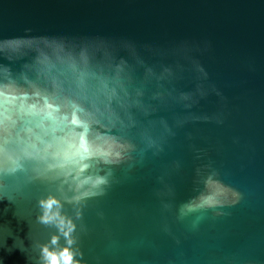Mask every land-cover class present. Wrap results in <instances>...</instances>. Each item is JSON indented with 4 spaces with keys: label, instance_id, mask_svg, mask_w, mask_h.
I'll return each mask as SVG.
<instances>
[{
    "label": "water",
    "instance_id": "water-1",
    "mask_svg": "<svg viewBox=\"0 0 264 264\" xmlns=\"http://www.w3.org/2000/svg\"><path fill=\"white\" fill-rule=\"evenodd\" d=\"M99 39L114 49L79 47ZM182 41L200 44L193 55L209 73L206 88L188 61L178 79L160 66L176 62ZM221 111L223 124L195 119ZM152 140L164 151L154 154ZM84 141L91 155L82 161ZM117 153L126 159L103 163ZM0 169L15 171L7 192L16 204L4 218L24 244L9 239L0 264H39V245L53 235L64 244L36 218L41 198L72 195L61 171L109 180L79 215L62 209L86 264H264V0H0ZM214 171L239 203L228 215L179 220L180 203L216 192Z\"/></svg>",
    "mask_w": 264,
    "mask_h": 264
},
{
    "label": "clouds",
    "instance_id": "clouds-1",
    "mask_svg": "<svg viewBox=\"0 0 264 264\" xmlns=\"http://www.w3.org/2000/svg\"><path fill=\"white\" fill-rule=\"evenodd\" d=\"M40 39L45 45H47L49 42H52L59 43L60 45L69 48L77 47L75 43L71 41H65L62 38L56 39L40 37ZM85 45H97L108 50L114 49L113 45L102 39L79 45V47ZM120 46L129 49L133 53L136 52V45L131 41H121ZM208 47H210V44L206 41L203 50H207ZM195 51H201L200 44H197L195 42L190 43L188 41H182L174 49L171 50V53L177 57L176 62L174 64L162 63L160 64V66L165 71H168L171 75H173L175 79H178L179 75L185 69V64L181 61H188L192 70H194L197 74V80L202 86H204V82L208 80L209 73L199 62V60L193 55ZM158 54L164 55L166 53L159 52ZM211 90L214 91L216 95L220 96L221 100H226L223 94L218 89H216L214 85L211 86ZM198 98L199 96L194 97L192 103L188 104L186 107L191 108L192 104L198 102ZM195 119L214 120L217 124H223L225 114L221 111L220 113H215L212 116H197L195 117ZM166 127L168 128V135L175 136V132L172 130V126ZM147 146L148 148H152L155 150L154 154H158L164 151L163 140H152L148 142ZM82 148L83 155L80 157V159L83 161L89 159L91 155L89 148L87 147V141L83 142ZM127 150H134V145L129 144L127 146ZM105 157H107V154H105ZM124 159H126V157L123 153H117L114 159L104 158L103 163L106 165L118 164ZM56 167L62 170L64 165H57ZM79 167L80 171L83 172L89 167V165L86 163H82L79 165ZM14 175V170L5 171L3 169H0V204H4L3 210L0 211V250L4 252H10L12 250V246L8 245L9 239H12L13 246L18 247L20 250H23L24 248L23 240L14 231L11 221L4 218L9 210V205L15 207L16 204V197L13 195H9L7 192L9 188L8 178L14 177ZM60 175L69 178L67 182L69 183V191L72 193V195L69 196L67 193H61V195L49 194L41 198L38 202L39 214L36 218L39 223L45 226L55 227L59 233H62L64 235L65 242L63 245H60L59 235H53L47 242L41 243L39 245V264H86V262L82 259V251H79L75 247V237L72 235L75 228L73 220L65 215L62 209L65 202L68 204H72L74 206H77V215H79V206L82 205L84 199L91 196L104 195L106 192V186L109 184V180L106 176L101 175H97L94 178L79 180L76 177L71 176L70 173H66L63 171L60 172ZM217 177L218 173L214 171L212 173V178L213 182L217 186L215 193H201L178 205L177 218L179 220H183L185 217L196 211L207 212L209 210H212L220 216L228 215V213L224 212L223 209L227 206H234L239 203L242 198V194L238 190L232 188L230 185L225 184ZM207 183L208 181H205V186H207ZM86 186L89 190H85ZM12 215L16 218L17 223H19L22 219V217L16 211H13ZM203 219V215L197 216L191 222L192 228H196L199 225L200 221Z\"/></svg>",
    "mask_w": 264,
    "mask_h": 264
}]
</instances>
